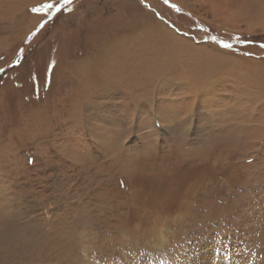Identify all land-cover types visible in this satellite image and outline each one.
<instances>
[{
    "label": "rangeland",
    "instance_id": "rangeland-1",
    "mask_svg": "<svg viewBox=\"0 0 264 264\" xmlns=\"http://www.w3.org/2000/svg\"><path fill=\"white\" fill-rule=\"evenodd\" d=\"M0 264H264V0H0Z\"/></svg>",
    "mask_w": 264,
    "mask_h": 264
},
{
    "label": "bare ground",
    "instance_id": "bare-ground-1",
    "mask_svg": "<svg viewBox=\"0 0 264 264\" xmlns=\"http://www.w3.org/2000/svg\"><path fill=\"white\" fill-rule=\"evenodd\" d=\"M29 18H30V17H29ZM154 26H155V25H154ZM158 26H159V25H158ZM145 29H146V27H145ZM154 29H155L156 31H158V30L160 31L161 28L158 27V28H154ZM141 31H142V30H141ZM145 31H146V33H147V36L149 35V36L151 37L150 40L147 38V39H148L147 41H148L149 43L152 42L150 46H153L154 41H155L154 39H158L157 36H156V32L153 30V28H152V29L148 28V29L145 30ZM145 31H144V32H145ZM152 32H154V33L152 34ZM124 33H125V32H124ZM135 34H136V33H135ZM132 35H133V34H132ZM132 35L129 36L130 38H127V39H125V40H126V41H129V40L133 39V38H132ZM143 36H144V35H143ZM135 37H136V36H135ZM136 38L138 39V37H136ZM136 38H135V39H136ZM144 38H145V37H144ZM135 39H134V40H135ZM134 40H133V41H134ZM140 40H141V39H140ZM144 40H146V39H144ZM120 41H121V40H120ZM142 41H143V40H142ZM156 41H157V40H156ZM164 41H165V40H164ZM140 42H141V41H140ZM163 43H164V42H163ZM167 43H168V42H167ZM119 46H120V45H119ZM148 46H149V45H148ZM148 46H147V47H148ZM173 46H174V45H171V47H173ZM132 47H133V44H132ZM141 47H142V46H141ZM113 48H114V52H115L116 55H117L118 50H117L116 46H114ZM155 48H156V46H155ZM123 52H125V51H123ZM115 53H114V54H115ZM173 53H174V52H173ZM99 55L101 56V53H100ZM103 55H104V54H103ZM103 55H102L101 57H105V56H103ZM116 55H115L114 57H116ZM171 57H173V55H171L170 53L167 52L166 55H165V62H166L167 59L170 61ZM102 59H103V58H102ZM122 59H123V58H122ZM98 61H99V60H98ZM98 61H97V62H98ZM94 62H95V60H94ZM105 62H106V61H105ZM92 64H95V63H92ZM97 64H98V63H97ZM159 64H160V63H159ZM163 64H164V63H163ZM92 66H93V65H92ZM164 66H165V65H164ZM153 70H154V69H153ZM158 73H159V72H158ZM11 74H12V72H11ZM234 90H235V89H234ZM233 135H234V134H233ZM233 135L230 134V135H228L227 138H228L229 140H232V141L235 140V139H237V138H231Z\"/></svg>",
    "mask_w": 264,
    "mask_h": 264
},
{
    "label": "snow or ice",
    "instance_id": "snow-or-ice-1",
    "mask_svg": "<svg viewBox=\"0 0 264 264\" xmlns=\"http://www.w3.org/2000/svg\"><path fill=\"white\" fill-rule=\"evenodd\" d=\"M165 2H167V0H165ZM224 46H225V47H231L230 45H227V44H225Z\"/></svg>",
    "mask_w": 264,
    "mask_h": 264
}]
</instances>
